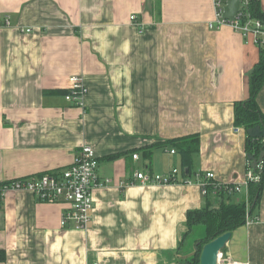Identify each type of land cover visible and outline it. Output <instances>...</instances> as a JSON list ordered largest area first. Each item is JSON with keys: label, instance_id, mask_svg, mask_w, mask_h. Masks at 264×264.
<instances>
[{"label": "crops", "instance_id": "0c3cea01", "mask_svg": "<svg viewBox=\"0 0 264 264\" xmlns=\"http://www.w3.org/2000/svg\"><path fill=\"white\" fill-rule=\"evenodd\" d=\"M214 14L213 0H0V264L191 259L203 229L184 236L186 214L206 203L196 176L245 180L247 134L233 124V105L247 98L260 56L252 36L209 29ZM73 75L86 87L80 105L55 93ZM256 101L264 112V83ZM191 134L199 151L182 183L135 179L180 171L177 149L164 142ZM83 143L111 180L93 191L87 228L60 225L63 203L2 190L67 166ZM251 217L259 219L231 232L221 264H264V189Z\"/></svg>", "mask_w": 264, "mask_h": 264}, {"label": "built area", "instance_id": "2783aa9c", "mask_svg": "<svg viewBox=\"0 0 264 264\" xmlns=\"http://www.w3.org/2000/svg\"><path fill=\"white\" fill-rule=\"evenodd\" d=\"M213 2L215 18L208 22L207 26L209 29L227 26L243 36H252L257 46L264 48V17L251 15V0H240L239 8L232 19H226L222 16L226 0H213ZM129 19L137 24L135 14H131ZM2 24H9L7 17L3 19ZM68 81L69 92L64 95V99L72 105H80L86 92V87L78 76H70ZM170 152L174 153V150L172 149ZM137 156L136 153L132 155L135 159ZM98 166L99 161L92 146L88 143H83L74 151L72 160L67 166L7 182L6 185L2 186V190H27L39 202L63 203L66 208L61 215L60 225L85 229L91 222L93 191L96 188L105 187L111 182L110 178L99 176ZM180 173L177 168H173L166 174H154L149 171L135 172L134 177L143 186L173 184L182 183L183 178H181ZM213 178L214 174L211 172H206L203 177L196 176V183L199 185L202 195L206 194V186ZM258 180L259 177L253 174L249 166L243 182L225 186L226 194L229 196L238 195L245 190L246 198L244 200L247 205L248 184L250 181ZM215 187H220V184L216 182ZM258 219V217L246 215L244 225H250ZM222 257V252H220V261L223 260ZM220 261H218V264H221ZM91 264H100V262L94 261Z\"/></svg>", "mask_w": 264, "mask_h": 264}, {"label": "trees", "instance_id": "16d2710c", "mask_svg": "<svg viewBox=\"0 0 264 264\" xmlns=\"http://www.w3.org/2000/svg\"><path fill=\"white\" fill-rule=\"evenodd\" d=\"M250 13L254 16L264 17L260 10L259 0H251ZM259 53V60L248 75V96L244 100L234 102L233 105V124L244 130L255 125L264 128V112L260 110L256 101L257 94L264 83V48H260ZM59 92L66 94L69 92V88L55 91V93ZM164 144L177 149L180 159V172L183 176L190 175L193 156L199 151L198 135L191 134L172 138L166 140ZM245 151L246 155L257 157L261 151L264 152V139L247 136ZM116 155L107 157L114 158ZM263 161L259 163L256 169L251 168L259 180L250 181L248 184L247 205L244 199L234 201L232 197L235 195L226 194L225 186L233 183H219L220 187L217 188L215 187L216 182L211 181L206 186V194L203 195L206 201L205 205L199 209L189 210L186 214L187 231L184 236L195 226L203 229V236L195 241L198 244H195L193 256L184 264H199V254L203 244L224 232H232L245 224L246 215L251 216V213L256 209L264 189Z\"/></svg>", "mask_w": 264, "mask_h": 264}, {"label": "water", "instance_id": "95a60500", "mask_svg": "<svg viewBox=\"0 0 264 264\" xmlns=\"http://www.w3.org/2000/svg\"><path fill=\"white\" fill-rule=\"evenodd\" d=\"M239 2L240 0H226L222 16L226 19H232L239 8ZM245 132L251 138L264 139V128H261L260 125L247 128ZM246 157L250 161V167L256 169L264 159V152L261 151L257 157L253 155H247ZM230 236L231 232H224L203 244L199 254V264H218V254L225 247Z\"/></svg>", "mask_w": 264, "mask_h": 264}, {"label": "rangeland", "instance_id": "374dc122", "mask_svg": "<svg viewBox=\"0 0 264 264\" xmlns=\"http://www.w3.org/2000/svg\"><path fill=\"white\" fill-rule=\"evenodd\" d=\"M167 147L169 148V146H167ZM173 158H175V157H173ZM174 164H176V161H174ZM200 236H203V234H201ZM197 239H199V238H197ZM197 239H193V238H192V241H193V242H192V241L190 242V246H191V248H192L193 244L195 245V241H196ZM188 243H189V242H188ZM186 261H188V260H186ZM186 261H185V262H186Z\"/></svg>", "mask_w": 264, "mask_h": 264}, {"label": "bare ground", "instance_id": "6f19581e", "mask_svg": "<svg viewBox=\"0 0 264 264\" xmlns=\"http://www.w3.org/2000/svg\"><path fill=\"white\" fill-rule=\"evenodd\" d=\"M219 254H220V253H219ZM219 254H218V261H220V260H219Z\"/></svg>", "mask_w": 264, "mask_h": 264}]
</instances>
